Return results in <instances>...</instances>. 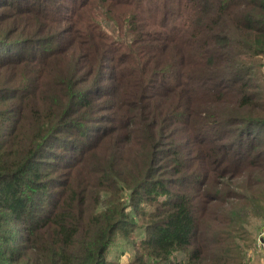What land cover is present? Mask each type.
<instances>
[{
    "label": "trees",
    "instance_id": "1",
    "mask_svg": "<svg viewBox=\"0 0 264 264\" xmlns=\"http://www.w3.org/2000/svg\"><path fill=\"white\" fill-rule=\"evenodd\" d=\"M263 61L264 0H0V264H250Z\"/></svg>",
    "mask_w": 264,
    "mask_h": 264
},
{
    "label": "rangeland",
    "instance_id": "2",
    "mask_svg": "<svg viewBox=\"0 0 264 264\" xmlns=\"http://www.w3.org/2000/svg\"><path fill=\"white\" fill-rule=\"evenodd\" d=\"M264 66V61H263ZM264 71V67H263ZM264 224V219L253 217L250 219L248 224L249 229L251 230L252 236L256 240V236L260 231L261 227ZM123 251L122 255L119 256V261H125L131 254V246L126 244L122 238H118L116 242L112 245L109 253L107 254V258L109 259H117V255L119 252ZM250 256V264H264V251L256 249V247H252L248 252Z\"/></svg>",
    "mask_w": 264,
    "mask_h": 264
},
{
    "label": "built area",
    "instance_id": "3",
    "mask_svg": "<svg viewBox=\"0 0 264 264\" xmlns=\"http://www.w3.org/2000/svg\"><path fill=\"white\" fill-rule=\"evenodd\" d=\"M255 247L258 250L264 251V224L256 236Z\"/></svg>",
    "mask_w": 264,
    "mask_h": 264
}]
</instances>
